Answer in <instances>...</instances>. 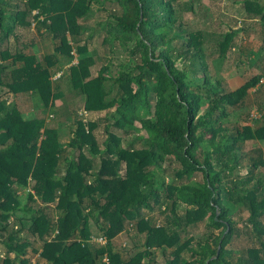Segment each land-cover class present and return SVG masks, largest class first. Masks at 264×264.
I'll use <instances>...</instances> for the list:
<instances>
[{"label":"trees","instance_id":"obj_1","mask_svg":"<svg viewBox=\"0 0 264 264\" xmlns=\"http://www.w3.org/2000/svg\"><path fill=\"white\" fill-rule=\"evenodd\" d=\"M13 1L0 0V87L11 94L0 100V264H29V250L42 264H157L158 253L162 264H264V119L257 128L229 119L261 76L234 90L220 77L252 25L264 52V0H232L251 25L230 26L211 45L189 23L196 0ZM98 12L107 14L97 22L103 44L124 56L92 77L80 32ZM30 15L52 39L42 61L8 46ZM62 58L75 62L64 69ZM66 91L82 99L76 119ZM22 99L41 101L44 117L25 119ZM102 112L99 145L90 117ZM155 208L164 222L145 215ZM237 210L247 213L240 223ZM200 223L202 237L188 238ZM130 230L144 248L125 257L115 239ZM243 230L254 243L240 250Z\"/></svg>","mask_w":264,"mask_h":264},{"label":"rangeland","instance_id":"obj_2","mask_svg":"<svg viewBox=\"0 0 264 264\" xmlns=\"http://www.w3.org/2000/svg\"><path fill=\"white\" fill-rule=\"evenodd\" d=\"M25 0H14V4H19L21 9H23V4ZM97 8V6H93ZM108 8H112V6H108ZM107 16L106 13H95L94 16L87 19L86 23H84L85 31L80 32V39L82 41V45L88 43V50L95 58V65L91 68L92 77H95L98 73V70L101 66L108 63L110 58H123V54L120 51L110 52L108 45L103 44L104 35L97 28L98 20H103ZM189 23L191 27L194 29H201L205 33V43L211 45L215 42L217 37L228 31V28L235 27L237 28L240 24L242 27H249L251 22L247 21L246 14L241 5H235L232 3V0H196L195 3V14L188 16ZM27 22L31 23V25L27 28L16 30V36L11 37V44L8 45L11 47V51L15 52L16 50L21 51L23 54L31 55L34 54L38 61H42L43 57L52 53L53 44L50 36L45 34L42 29H39V25L33 19V15H30L26 19ZM242 22V23H240ZM200 27V28H199ZM258 30L257 26L250 27L248 33H245L241 39L237 38L235 42V50H231L229 53L228 59L226 60L223 70L221 72L222 80L228 84L229 88L235 89L236 85H239L242 82H247L255 76H261L260 84L256 87V89H252L249 91L247 98L244 103L234 110L230 109V121L234 123H238L241 125H251L253 128H257L261 125V122L264 119V52L261 50V42L258 40V36L256 35ZM89 34L92 35V38H88ZM58 44L59 41L57 40ZM5 46V44H4ZM7 47V46H6ZM67 59L62 58L61 62L63 64V68L67 69L71 64ZM117 64V63H116ZM54 75L52 76V81H60L62 90H65L67 84L63 79L58 78L59 73H62L59 70L54 68ZM64 106L66 108H70L74 110L75 114H72V117L76 119V116L80 115V111L83 107L82 99L76 97L74 94L66 91L64 92ZM10 93L6 88L0 87V100H10ZM21 109L23 110V117L25 119H34L41 118L45 115V108L43 103L39 100L32 101L30 99H22L21 101ZM60 102V101H59ZM58 102V103H59ZM57 103V104H58ZM65 115V116H64ZM62 116L60 121V129H59V139L61 142H67L71 138L69 133L70 127L72 126L71 121H67L66 114ZM104 113H93L90 119L94 121H98V127L95 131V135L99 145H102V142L105 140L104 134V124L106 121L103 119ZM116 135H121L122 133L118 130H112ZM132 138V137H129ZM261 150L264 151V144L260 143ZM139 146H141L139 144ZM137 145V147H139ZM169 162H167L164 166H167ZM173 174V166L168 169L165 177L166 181L171 178ZM196 179H201L200 176H196ZM180 214L184 213V209L179 208L178 211ZM145 215L147 217L157 220L158 222H164V216L161 213V209L155 208L154 211L148 212L145 211ZM233 220L235 222L240 223L242 220H245L247 217V213L244 211L237 210L233 214ZM238 227V225H237ZM95 231V228H92ZM239 229V228H238ZM241 230V229H240ZM206 228L203 223H200L194 227L188 228L186 235L188 238L192 237L195 240H198L205 233ZM98 234V233H96ZM126 234V235H125ZM120 235L115 239L116 248L121 251V249H125L123 252V256L127 257L128 254L132 255L138 250H142L144 248V239L137 235L134 231L125 233ZM185 235V236H186ZM249 236L248 230H243L240 232L238 241L236 243L238 249L242 250L245 247L254 243V239ZM253 239V240H252ZM127 246L124 248L125 244ZM40 243L36 242L34 244L35 247H40ZM129 252V253H128ZM4 257V251L0 248V258ZM26 258L29 264H42L44 261L38 256L37 253H33L32 250H29ZM156 263L162 264L163 257L160 253L156 256Z\"/></svg>","mask_w":264,"mask_h":264},{"label":"built area","instance_id":"obj_3","mask_svg":"<svg viewBox=\"0 0 264 264\" xmlns=\"http://www.w3.org/2000/svg\"><path fill=\"white\" fill-rule=\"evenodd\" d=\"M102 239H99V241H101Z\"/></svg>","mask_w":264,"mask_h":264}]
</instances>
